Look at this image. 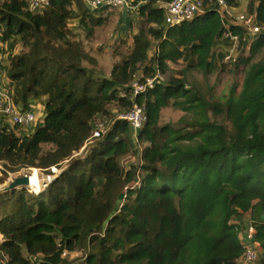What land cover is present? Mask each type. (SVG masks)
Masks as SVG:
<instances>
[{"label":"trees","instance_id":"trees-1","mask_svg":"<svg viewBox=\"0 0 264 264\" xmlns=\"http://www.w3.org/2000/svg\"><path fill=\"white\" fill-rule=\"evenodd\" d=\"M129 1L139 14L131 49L101 77L78 33L92 38L110 19L108 6L52 0L34 13L26 0H0V41L21 47L7 71L13 102L27 111L45 99L33 132L0 129V163L5 174L52 176L38 193L0 197V264H238L245 252L238 222L246 215L264 264V31L249 38L224 24L215 2L167 27L160 5L172 0ZM245 1L264 26V0ZM228 35L237 38L238 56L222 67L243 71L244 83L239 94L232 86L212 102L190 86L188 73H216V44ZM181 62L187 66L172 67ZM157 72L165 81L134 96L133 81ZM135 105L148 118L137 139L117 116ZM170 107L191 121L162 125ZM100 120L107 132L78 155ZM133 150L138 164L124 167ZM75 253L84 255L70 260Z\"/></svg>","mask_w":264,"mask_h":264},{"label":"rangeland","instance_id":"rangeland-1","mask_svg":"<svg viewBox=\"0 0 264 264\" xmlns=\"http://www.w3.org/2000/svg\"><path fill=\"white\" fill-rule=\"evenodd\" d=\"M247 10L249 11L248 8ZM110 12V19L104 26L96 28L94 36L90 39L86 38V35L83 31H79L77 20L71 22V28L76 31H79V38L84 42L86 49L89 50L99 62V65L96 68H92L86 64V67L93 69V73L95 74V76L108 77L114 65L120 60V58L129 53V49H131L132 42L131 35L129 34L133 33L132 28H134L139 21V14L136 12L135 9H111ZM229 20L231 23L233 22L232 19ZM223 41H225V43H223ZM235 47L236 45L231 40H222L221 44H217L215 50L217 54L218 66L221 68L216 73L209 76H205L198 70H191L188 73V80L190 82V86L198 87L203 93L204 97L209 101H222L224 98H226L232 86L236 87L237 94H239L242 89L245 77L244 72L237 70L232 66L230 67L229 65L227 67H222L224 63L231 62L232 57L237 58L238 53L235 51ZM263 55L264 52L259 58H261ZM186 66L187 65H185V63L181 62L177 65H173L172 67L175 70H181ZM36 106L37 101L33 103V109H35ZM112 110H114V108H112ZM36 112H38V110H36ZM120 114L123 113H119L117 114V116H119ZM192 117V114H187L183 111L170 107L163 110L161 115V124L178 125L183 122L184 125V122H190ZM34 129L35 126H32V128L26 130V132H33ZM95 142L96 141H93V143ZM133 146L137 149H141L144 144H138V142L135 140ZM49 148L51 147L46 146V149ZM121 164L124 167L126 166L128 168L130 164L137 165L138 155L133 150L127 157L121 160ZM13 174L16 173L5 174L3 171V167L0 163V180H2V182H0V186L9 182V179ZM38 177L39 183L41 185L47 181V175L39 170ZM33 182H37L36 178L33 179ZM82 255L84 254H71L69 256V259L72 260ZM79 263H82V260L77 261L74 264Z\"/></svg>","mask_w":264,"mask_h":264},{"label":"built area","instance_id":"built-area-1","mask_svg":"<svg viewBox=\"0 0 264 264\" xmlns=\"http://www.w3.org/2000/svg\"><path fill=\"white\" fill-rule=\"evenodd\" d=\"M28 8L31 12H42L51 6L52 0H26ZM87 6L92 9H98L108 6L110 9H135L131 6L129 0H84ZM207 2H215L221 8L224 24L230 18L232 7H229L227 0H172L168 4H161L160 7L164 9V24L167 27L180 25L181 23L192 20L196 15L202 14L205 10ZM235 24L241 26L249 38H256L264 31V26L257 20L256 15L249 13H242L236 16ZM232 41L236 44L237 38L231 35ZM164 78L158 72L152 77L136 78L132 83L134 96L144 93L147 89L153 88L157 82H164ZM41 116L35 110L24 111L20 106H17L11 97V92L8 89L0 88V129L11 126H36ZM118 119L127 120L133 128L135 137L143 129L147 123V115L143 107L135 105L133 109L127 113L120 114ZM8 125V126H10ZM105 122L100 120L95 124L92 137L88 140L85 147L80 151L81 154L93 141L101 138L106 132ZM78 154V155H79ZM35 170V169H34ZM37 171L38 174V170ZM53 174L60 173L57 168L51 169ZM39 179V177H38ZM52 180V176H47V181L44 184H38L33 190L38 193L42 188L46 187V183ZM32 191V192H33ZM244 245V255L238 260V264H259L260 256L258 251V244L254 238V226L251 225L246 234L241 238Z\"/></svg>","mask_w":264,"mask_h":264},{"label":"crops","instance_id":"crops-1","mask_svg":"<svg viewBox=\"0 0 264 264\" xmlns=\"http://www.w3.org/2000/svg\"><path fill=\"white\" fill-rule=\"evenodd\" d=\"M248 8V2H246L245 0H241V5L239 8H233V10L231 11V15L229 19H232L233 22L231 23L230 20L227 21L228 25H233L235 24V20H236V16L239 15L240 13H245L248 12L247 10ZM222 40H228V41H232L230 36H226L225 38H222L218 41V45L222 43ZM223 43H225V41H223ZM234 43V41H233ZM216 44V47H217ZM235 44V43H234ZM21 47L20 44L16 41H10L7 43H3L0 41V88L1 89H8V80H7V71L9 68V63H10V59L17 53H19ZM221 51V50H220ZM224 51V50H223ZM44 102L45 99L39 100L37 101V106L35 107V111L38 110V116H43L44 113ZM33 107V106H32ZM40 109H41V113H40ZM10 124H6L7 127ZM252 219L249 215H246L243 219H241L238 223L242 228V232H241V238L246 234L247 230L250 228V226L252 225Z\"/></svg>","mask_w":264,"mask_h":264},{"label":"water","instance_id":"water-1","mask_svg":"<svg viewBox=\"0 0 264 264\" xmlns=\"http://www.w3.org/2000/svg\"><path fill=\"white\" fill-rule=\"evenodd\" d=\"M34 178L39 182L37 171L34 169H25L19 173L11 175L9 182L0 186V197L21 190L32 192L39 184L33 183Z\"/></svg>","mask_w":264,"mask_h":264},{"label":"clouds","instance_id":"clouds-1","mask_svg":"<svg viewBox=\"0 0 264 264\" xmlns=\"http://www.w3.org/2000/svg\"><path fill=\"white\" fill-rule=\"evenodd\" d=\"M245 13H247V12H245ZM249 13V12H248ZM240 14H242V13H240ZM250 14V13H249ZM228 25V24H227ZM237 25V24H236ZM246 37H248L247 35H246ZM33 110H35V109H33ZM42 117V116H41Z\"/></svg>","mask_w":264,"mask_h":264},{"label":"bare ground","instance_id":"bare-ground-1","mask_svg":"<svg viewBox=\"0 0 264 264\" xmlns=\"http://www.w3.org/2000/svg\"><path fill=\"white\" fill-rule=\"evenodd\" d=\"M34 184H37L38 182H33Z\"/></svg>","mask_w":264,"mask_h":264}]
</instances>
